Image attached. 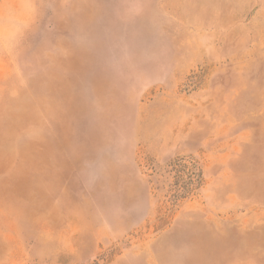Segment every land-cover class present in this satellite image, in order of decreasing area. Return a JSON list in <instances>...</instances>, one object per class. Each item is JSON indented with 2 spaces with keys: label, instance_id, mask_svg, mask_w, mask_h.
Here are the masks:
<instances>
[{
  "label": "rangeland",
  "instance_id": "rangeland-1",
  "mask_svg": "<svg viewBox=\"0 0 264 264\" xmlns=\"http://www.w3.org/2000/svg\"><path fill=\"white\" fill-rule=\"evenodd\" d=\"M0 264H264V0H0Z\"/></svg>",
  "mask_w": 264,
  "mask_h": 264
}]
</instances>
